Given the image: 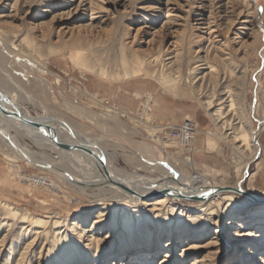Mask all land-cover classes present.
I'll return each instance as SVG.
<instances>
[{
	"label": "rangeland",
	"instance_id": "374dc122",
	"mask_svg": "<svg viewBox=\"0 0 264 264\" xmlns=\"http://www.w3.org/2000/svg\"><path fill=\"white\" fill-rule=\"evenodd\" d=\"M0 89L33 117L68 122L102 140L110 166L126 175L197 174L219 187L241 183L247 194L233 206L222 200L203 236L188 222L187 238L176 231L167 238L169 204L194 215L197 203L153 206L148 200L159 196L134 203L108 187L82 191L21 161L0 140V203L18 214L13 219L0 207V264H60L55 258L68 243L79 254L72 264H264V0H0ZM229 91L230 123L254 131V158L204 107ZM187 120L196 127L192 143L171 141L164 128ZM10 134L36 161L92 177L68 157ZM43 179L48 185L37 183ZM21 216L45 227L26 234ZM124 216L131 228L123 227ZM130 244L135 252L125 251Z\"/></svg>",
	"mask_w": 264,
	"mask_h": 264
},
{
	"label": "bare ground",
	"instance_id": "6f19581e",
	"mask_svg": "<svg viewBox=\"0 0 264 264\" xmlns=\"http://www.w3.org/2000/svg\"><path fill=\"white\" fill-rule=\"evenodd\" d=\"M256 14L257 13H255L253 17H255ZM100 17H105V16H100ZM102 21H105V20H98V22H102ZM248 23L251 29L255 28L254 22L249 21ZM209 69H211V67ZM0 93L1 95H3V97L9 100V103L7 104L0 97V102L6 109H10V110L16 109L24 118L30 121H35V122L42 123L44 125L49 126L50 135H52L53 137H56L59 143L65 144V145H83L91 149L92 152L94 153V155L92 156L84 152L63 150L58 145H56L50 137H48L43 132L38 131L35 127L30 125L29 123L16 121L15 119L5 117L0 113V120H1L0 140L1 142H3V144H5L7 149L11 153L16 155V157L20 159L21 161L23 160V161H26L30 165H34V166H38L42 168L46 167L48 171L52 172V174H55L56 176L60 177L64 181H67L73 184L74 186L78 187L82 191H85L86 189H89V188H94V189L101 191L105 187H108L109 188L108 191L118 192L120 194V198L121 197L126 198L128 201L134 202V203L140 202L142 199L150 195L159 196L157 198H154V199L151 198L150 200H148L149 202H151L153 206H156L159 204L165 205V204L172 203V202L174 203V201H179V200H186V201L197 203V205L199 206V209H197V211L195 212L196 214L194 215H186L182 210L178 211L175 209V207H172L171 204H169V207H167V209L165 210L163 214V220L166 222L165 224L169 230L168 231L169 237L167 238L173 237L172 234L175 231L179 233V235H181L182 238H187L189 234L182 227L188 222H194L198 224L195 229L197 231V233H195L196 237L203 236L205 233V228L216 224V222L214 221V218L219 217L218 210L221 205V201L226 200L228 202V205L233 206L235 203V200L240 195L239 192H243L242 191L243 187L241 183H237L233 187H219L217 185L207 182L205 179H202L197 174H194L191 177H185V176H182L176 173V175L171 176V178L165 177L164 179L157 178L154 180L143 178L139 175H134V176L126 175L125 173L119 172L110 166L109 157L105 150V146H104L105 144H103L102 140L87 137L81 134L80 132L77 131V129L74 126H72L68 122L63 123L62 121L58 120L59 124L56 126L55 125L56 119L54 118H50L46 116L33 117L32 115L26 112H23L18 106V104L15 102V100L11 96L3 92L1 89H0ZM213 99L218 103L216 107L212 106L214 102ZM234 104L235 102L233 101V97L229 91L228 93L226 92L224 95H220L218 97L212 96L211 100L207 101L204 107L206 110H211V112L210 113L208 112V114H210L209 116L210 118L212 117L214 119L212 120L213 122L215 121L214 123H221L219 127L221 132L224 131V129H226L227 126H229L230 127L229 130H231L229 134L232 135L231 137L232 141L234 140L235 141L234 143L242 141L243 148H245L246 146V150L249 151L250 149L251 158H254L256 157L255 155L259 148L257 147L258 143L256 142V135L254 131L248 134L247 133L248 131H245L242 129L238 130L237 124L232 123L233 124L232 125L230 123V121L231 122L233 121L232 119L233 117L229 114V112L231 111L232 113V110H234L233 109L235 106ZM114 111H117V110L115 109ZM121 115H123V113ZM225 117H227L228 120H224ZM187 121L193 123L190 120H187ZM10 130H14L22 138H28L40 146L48 147L50 150L58 154V156L60 157H68L70 163L74 164V166L78 169V173L82 175L84 174L89 175L92 177L86 178V177L75 175L73 173L71 174L69 170H67L68 166L64 164L57 165L52 162L40 163L36 161L30 154V152L26 150L24 147H22L18 143V140L10 134ZM163 131H165L167 135H171V137L173 133H176L177 137L172 138L171 141L173 140L177 142L179 145H181V143L182 144L192 143V139L194 140V137L196 136L195 125L191 126L185 123L179 125L178 127L167 126L164 128ZM228 137L229 136L226 135V138ZM209 146L212 147L213 145L210 144ZM144 150H141L142 153L145 152ZM101 153L103 154L104 159H105L104 168L107 171V175H105L104 168L98 161V157L100 156ZM155 161L156 160L154 158H150L148 161H146L147 167L154 168V166L156 165ZM37 183L44 184V185L47 184L46 180L44 179L38 180ZM120 185L122 187L130 189L131 191L135 193L134 194L130 193L128 190L121 188ZM152 194H156V195H152ZM222 196L223 198H221ZM249 198L252 200L254 197L249 196ZM145 201L147 200H144L143 202ZM255 205L256 204L251 203L250 207L255 206ZM0 207H2V211L5 213V215L7 216L9 215L13 219L18 218L17 212L10 205L0 203ZM9 209H10V212H9ZM263 210H264V204L261 205V211ZM173 213H178V215L174 217ZM261 215H264V212H262ZM161 216L162 215L160 213L156 214L155 220L159 224L158 227H159V230L161 231V235H163L162 233L163 231L161 230V228L163 227L162 225H160ZM140 217L141 216L138 215L136 217V220L139 221ZM148 221H150L149 222L150 225H153L151 222L152 221L151 218H149ZM6 223L4 224L6 225ZM19 223L24 224V226L25 225L28 226V227H24L23 229L25 230L26 234H31V233L37 234L39 229H42L43 227H45V223L41 219L31 217V219L29 220L27 216H21ZM229 223L230 225L234 224V219L231 218L229 220ZM1 225L3 224L0 223V226ZM75 225L76 224H72L70 226L71 231L76 232ZM130 225H131L130 217L124 216L123 217V227L131 228ZM66 237L67 235H64L63 238H66ZM151 237L152 236H150V238ZM58 238L60 237H58L57 234H55L54 239H58ZM63 238H60V239H63ZM75 249L76 248L72 243H68V245H66L63 248L60 247L59 255L55 258V260L60 262V264H72V261L75 259V257L79 255L78 252L75 251ZM142 250L144 253H147V254L150 253L151 244L147 247L142 248ZM125 251L129 253L133 251L135 252L134 245L130 244L125 249ZM187 253L188 251H185L184 255ZM88 256H89V253H88ZM203 261L204 260H199L198 262L201 263Z\"/></svg>",
	"mask_w": 264,
	"mask_h": 264
},
{
	"label": "water",
	"instance_id": "95a60500",
	"mask_svg": "<svg viewBox=\"0 0 264 264\" xmlns=\"http://www.w3.org/2000/svg\"><path fill=\"white\" fill-rule=\"evenodd\" d=\"M0 97L2 98L3 101H5V103H9V100H7L5 97H3V95H1L0 93ZM0 113L5 116V117H9L12 119H15L16 121H20V122H24V123H29L30 125H32L33 127H35L38 131L43 132L44 134H46L48 137H50L53 142L58 145L60 148H62L63 150L66 151H77V152H84L87 153L89 155H94V153L92 152L91 149L87 148L86 146L83 145H65V144H61L57 141L56 137H53L52 135H50L49 130L50 127L47 125H44L42 123H38L35 121H30L26 118H24L16 109L15 110H10V109H6L2 103L0 102ZM46 131V132H45ZM98 161L99 163L103 166L105 165V159L103 154L101 153L100 156L98 157ZM104 173L105 175H107V171L104 168ZM121 188L128 190L130 193H135L133 191H131L130 189H127L125 187H122L120 185ZM241 195H247L244 192H239ZM249 196V195H248ZM189 199V198H188Z\"/></svg>",
	"mask_w": 264,
	"mask_h": 264
},
{
	"label": "built area",
	"instance_id": "2783aa9c",
	"mask_svg": "<svg viewBox=\"0 0 264 264\" xmlns=\"http://www.w3.org/2000/svg\"><path fill=\"white\" fill-rule=\"evenodd\" d=\"M185 124H189L191 126L193 125L191 122H188V121ZM172 136L177 137V134L176 133H173Z\"/></svg>",
	"mask_w": 264,
	"mask_h": 264
}]
</instances>
